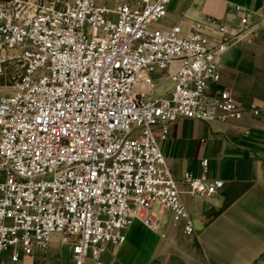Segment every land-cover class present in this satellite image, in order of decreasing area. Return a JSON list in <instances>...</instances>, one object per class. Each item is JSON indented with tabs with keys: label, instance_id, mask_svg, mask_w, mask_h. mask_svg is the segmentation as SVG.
<instances>
[{
	"label": "built area",
	"instance_id": "obj_1",
	"mask_svg": "<svg viewBox=\"0 0 264 264\" xmlns=\"http://www.w3.org/2000/svg\"><path fill=\"white\" fill-rule=\"evenodd\" d=\"M170 1L0 0V264L53 237L71 264H101L128 225L156 231L164 212L194 232L159 141L180 119H264V98L244 108L211 89L251 12L235 6V28L209 17L156 27ZM207 165L184 175L187 194L222 188Z\"/></svg>",
	"mask_w": 264,
	"mask_h": 264
},
{
	"label": "crops",
	"instance_id": "obj_2",
	"mask_svg": "<svg viewBox=\"0 0 264 264\" xmlns=\"http://www.w3.org/2000/svg\"><path fill=\"white\" fill-rule=\"evenodd\" d=\"M116 1L133 0H95L105 7ZM235 6L252 17L243 40L221 56L220 80L211 89H227L245 108L264 98V0H171L155 26L187 28L209 17L235 28L240 17ZM159 149L194 232L186 235L181 224L172 225L169 212L160 215L156 231L134 221L124 229L122 244L106 246L101 264H264V119L247 114L238 123L180 119L169 125ZM203 159L205 178L223 186L211 197L191 196L182 180L185 174L202 176ZM18 264H71L69 249L53 237L45 251Z\"/></svg>",
	"mask_w": 264,
	"mask_h": 264
}]
</instances>
